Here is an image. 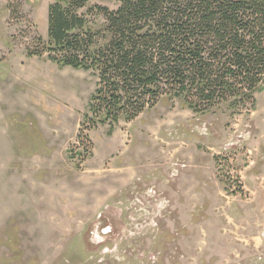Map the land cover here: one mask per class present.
Masks as SVG:
<instances>
[{
	"label": "rangeland",
	"instance_id": "obj_1",
	"mask_svg": "<svg viewBox=\"0 0 264 264\" xmlns=\"http://www.w3.org/2000/svg\"><path fill=\"white\" fill-rule=\"evenodd\" d=\"M49 2L0 0V264H264V91L240 113L161 98L87 131L96 74L31 55Z\"/></svg>",
	"mask_w": 264,
	"mask_h": 264
},
{
	"label": "trees",
	"instance_id": "obj_2",
	"mask_svg": "<svg viewBox=\"0 0 264 264\" xmlns=\"http://www.w3.org/2000/svg\"><path fill=\"white\" fill-rule=\"evenodd\" d=\"M91 1L50 0L46 41L31 54L96 74L85 130L107 125L111 135L161 98L196 115L240 113L264 91V0H112L114 10Z\"/></svg>",
	"mask_w": 264,
	"mask_h": 264
},
{
	"label": "crops",
	"instance_id": "obj_3",
	"mask_svg": "<svg viewBox=\"0 0 264 264\" xmlns=\"http://www.w3.org/2000/svg\"><path fill=\"white\" fill-rule=\"evenodd\" d=\"M260 139H263L264 140V137L263 138H260ZM258 163V162H257ZM256 164H252L250 167H254V169L250 170L251 171V174H253L254 176V182L257 184H259L261 187H264V174H261V170H259L258 166H255ZM262 167V166H261ZM253 191H256L254 188H253ZM261 195V194H264V188L261 189V191L258 189V192L256 193V195L258 196Z\"/></svg>",
	"mask_w": 264,
	"mask_h": 264
}]
</instances>
